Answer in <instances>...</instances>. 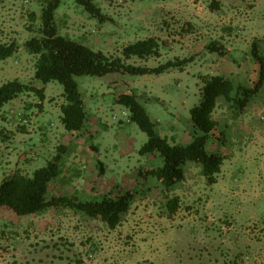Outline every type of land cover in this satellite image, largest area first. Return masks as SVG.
Instances as JSON below:
<instances>
[{"label":"rangeland","instance_id":"1","mask_svg":"<svg viewBox=\"0 0 264 264\" xmlns=\"http://www.w3.org/2000/svg\"><path fill=\"white\" fill-rule=\"evenodd\" d=\"M93 1L103 23L78 0H61L55 14L59 34L111 56L155 38L160 57L128 63L156 68L190 62L159 76L75 77L88 118L80 136L61 124L63 86L34 78L37 57L25 44L36 35L28 26H40V0H0V44L16 41L20 47L0 62V86L19 80L44 88L46 95L44 101L21 95L0 112V184L15 173L32 175L60 146H68L50 197L93 201L136 192L132 209L115 229L67 208L25 217L0 210V264H264V76L254 53L256 43L264 54V0ZM213 1L220 4L216 10ZM213 42L220 51L208 49ZM212 76L259 88L240 114L218 104L214 118L221 140L217 144L215 137L210 150L217 148L225 161L217 184L209 186L201 168L189 163L185 179L165 192L146 177L161 159L140 153L148 136L117 99L135 93L162 137L188 145L195 131L191 110ZM175 197L179 209L170 215L166 204Z\"/></svg>","mask_w":264,"mask_h":264},{"label":"trees","instance_id":"2","mask_svg":"<svg viewBox=\"0 0 264 264\" xmlns=\"http://www.w3.org/2000/svg\"><path fill=\"white\" fill-rule=\"evenodd\" d=\"M92 18L100 23L105 17L93 0H78ZM40 26L36 30L28 26L30 32L36 33L25 47L29 54L36 56L34 78L44 85L58 82L63 86L64 104L61 105L60 121L63 127L71 133L84 136L87 127V112L75 77H104L110 74H129L132 76L163 75L171 70L182 69L190 60L168 61L156 68L129 64L132 58L147 60L160 57V43L155 38H148L129 44L122 51V56H111L103 51H95L85 45L59 34L55 22V14L61 5V0H40ZM220 7L213 1L211 9ZM35 21V14H30ZM16 41L0 44V62L5 61L19 51ZM212 52L220 51L218 43L208 46ZM264 53V48L261 49ZM222 53V52H221ZM254 53L262 64V79L264 76V54L259 53L254 44ZM262 83L261 81L259 84ZM259 86L247 87L235 83L233 79L224 76H212L204 81L200 90V102L191 110V124L194 128L192 140L188 145L169 143L157 131L156 124L151 120L146 108L139 102L135 93L122 94L117 103L129 110L130 119L145 132L148 142L142 147L143 156L154 155L160 158L162 165L146 172V177L156 179L163 191L170 192L180 184L186 176L185 166L197 165L201 168L207 184H217L225 158L217 148L210 150L212 140H221L216 132L219 124L214 118L220 101L233 113L240 114L251 103ZM24 94H34L41 101L46 98L45 89L36 87L34 83H23L19 80L8 81L0 86V112L5 105ZM233 104L232 106V103ZM1 133V132H0ZM92 139L90 136L89 141ZM94 148V147H93ZM70 153L68 146H60L57 155L47 165L36 169L32 175L15 173L6 177L0 184V210L9 209L19 217L38 216L52 208H67L81 215L100 219L109 228L115 229L122 224L125 216L132 209L136 192H122L117 195L106 194L100 200L78 199L67 196H49L51 183L63 174L62 160ZM101 173H103V168ZM145 177V178H146ZM179 198L169 200L166 208L170 215L179 209Z\"/></svg>","mask_w":264,"mask_h":264}]
</instances>
